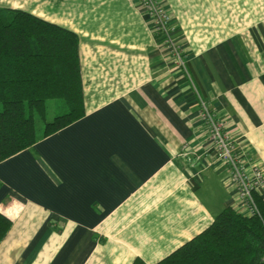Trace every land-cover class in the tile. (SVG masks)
Instances as JSON below:
<instances>
[{
	"label": "crops",
	"instance_id": "obj_1",
	"mask_svg": "<svg viewBox=\"0 0 264 264\" xmlns=\"http://www.w3.org/2000/svg\"><path fill=\"white\" fill-rule=\"evenodd\" d=\"M193 90L134 0H0L79 36L85 114L0 161V264H157L225 207L199 94L264 174V0H164ZM264 198V183L258 188Z\"/></svg>",
	"mask_w": 264,
	"mask_h": 264
},
{
	"label": "trees",
	"instance_id": "obj_2",
	"mask_svg": "<svg viewBox=\"0 0 264 264\" xmlns=\"http://www.w3.org/2000/svg\"><path fill=\"white\" fill-rule=\"evenodd\" d=\"M50 100L61 112L38 132L35 116L46 120ZM84 114L79 36L29 12L0 8V161ZM253 197V214L223 208L207 229L157 264H264V198L258 191ZM11 225L0 212V242Z\"/></svg>",
	"mask_w": 264,
	"mask_h": 264
},
{
	"label": "built area",
	"instance_id": "obj_3",
	"mask_svg": "<svg viewBox=\"0 0 264 264\" xmlns=\"http://www.w3.org/2000/svg\"><path fill=\"white\" fill-rule=\"evenodd\" d=\"M138 10L142 11L152 23V31L160 46L169 55L174 66L188 79L193 90L196 86L188 69L185 49L178 37L179 28L167 9L164 0H134ZM199 115L205 124L208 138L217 161L227 167L231 184L240 199L247 204L249 211L256 209L253 193L264 183V174L256 164H247L235 145L234 139L225 130V121L212 109L197 91Z\"/></svg>",
	"mask_w": 264,
	"mask_h": 264
},
{
	"label": "rangeland",
	"instance_id": "obj_4",
	"mask_svg": "<svg viewBox=\"0 0 264 264\" xmlns=\"http://www.w3.org/2000/svg\"><path fill=\"white\" fill-rule=\"evenodd\" d=\"M59 112L61 111L58 110L57 106H55L54 100L48 101L47 102V112H46V117H45L46 120L41 118L39 115L35 116V124H36V128L38 132H41L43 130L45 121H51L56 115V113H59Z\"/></svg>",
	"mask_w": 264,
	"mask_h": 264
}]
</instances>
